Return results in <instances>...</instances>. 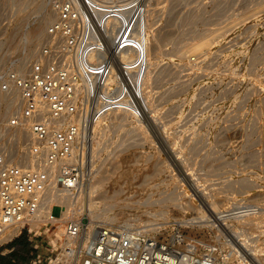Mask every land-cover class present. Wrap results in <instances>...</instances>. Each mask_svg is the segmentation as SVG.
<instances>
[{
	"label": "rangeland",
	"instance_id": "374dc122",
	"mask_svg": "<svg viewBox=\"0 0 264 264\" xmlns=\"http://www.w3.org/2000/svg\"><path fill=\"white\" fill-rule=\"evenodd\" d=\"M55 1L0 0V81L17 64L24 65L19 73L28 71L57 18ZM151 7L152 33L170 22L175 38L160 40L161 50L149 55L157 64L146 83L147 102L142 93L135 101L146 136L138 130L136 145L124 142L137 123L116 119L119 114L94 127L90 176L104 181L92 194L96 216L78 218L133 223L167 238L180 233L199 253L214 247L229 264H264V216L243 228L232 217L264 213V0H155ZM49 12L54 20L36 40ZM205 41L198 55L186 53ZM7 95L0 91V152L19 163L31 159L35 146L9 127L16 110L7 108ZM60 211L54 207L53 215ZM219 212L227 224L216 220ZM64 221L37 228L31 222L0 245V264H57L52 259L63 242L56 232L63 234ZM18 239L23 242L12 249Z\"/></svg>",
	"mask_w": 264,
	"mask_h": 264
},
{
	"label": "built area",
	"instance_id": "2783aa9c",
	"mask_svg": "<svg viewBox=\"0 0 264 264\" xmlns=\"http://www.w3.org/2000/svg\"><path fill=\"white\" fill-rule=\"evenodd\" d=\"M154 1L56 0L57 18L28 71H10L0 81V91L19 94L9 127L38 143L30 150L34 167L0 152V238L33 222L49 193L80 192L93 172L96 121L142 99L135 85L148 69L146 19ZM64 209L52 205L50 224L64 221H55ZM62 235L73 241L66 251L74 264H229L214 247L199 253L180 233L167 238L133 223L69 219Z\"/></svg>",
	"mask_w": 264,
	"mask_h": 264
},
{
	"label": "bare ground",
	"instance_id": "6f19581e",
	"mask_svg": "<svg viewBox=\"0 0 264 264\" xmlns=\"http://www.w3.org/2000/svg\"><path fill=\"white\" fill-rule=\"evenodd\" d=\"M180 0H173L174 3L176 2H179ZM183 1V0H182ZM173 5V4H172ZM53 10V9H52ZM155 10H153L151 8L150 12H149V19L147 20V23H146V28L149 32V35L153 36L151 38L150 36V41H149V45H148V69L146 70V73L143 77V79L140 81V85H139V88L137 87V85H135V88L137 90H139V93L143 94L144 95V98L146 97L145 95V88H146V83L148 82V78L150 79V71H152V67H154L156 64H157V60H152V59H149V55L151 56V54L154 52L157 51V49H160L159 48V44L161 45L162 43H159L160 40H163V41H166V39L170 38L171 37V30H170V27L172 26V24H170V22L167 23V28L165 27L163 30H161L159 32V29H158V33H152V28H153V12ZM55 13V11H52V13ZM56 14V13H55ZM57 16V15H56ZM55 17L54 14H48L47 18L44 19V21L40 24L39 28L37 29L36 28V32L34 34V38H36V40H41V38L43 37V34L45 32V26L51 22H53L52 18ZM173 20V19H172ZM186 21V20H185ZM182 23V22H181ZM49 26V25H48ZM178 27V26H177ZM154 29V28H153ZM156 32V29L154 30ZM153 31V32H154ZM151 33V34H150ZM32 35V34H31ZM211 37V36H210ZM208 37V38H210ZM175 38V37H174ZM173 37H171V39H174ZM35 40V39H34ZM32 41V40H30ZM177 43V42H176ZM175 43V44H176ZM181 43V42H179ZM150 44L152 47H150ZM178 44V43H177ZM210 44V43H209ZM182 45V44H180ZM206 45H208V41L206 42H200V43H197L193 46L190 47L189 50H186V53L189 54V53H193L195 55H198L200 53V51L206 47ZM179 46V44L177 45ZM176 47V46H175ZM183 47V46H181ZM162 48V47H161ZM178 48V47H177ZM161 50V49H160ZM31 54V53H30ZM162 54V53H161ZM156 55H159L156 54ZM154 55V56H156ZM155 59V58H154ZM159 59V57L157 58ZM159 65V64H158ZM23 64L21 65H16V68H17V71L18 72H21V71H24L23 70ZM158 67V66H156ZM155 71V69H154ZM117 74V72H116ZM115 76V75H114ZM137 75L134 76L135 78V81L137 79L136 77ZM112 81V79H111ZM2 92V91H1ZM3 93V92H2ZM7 95V94H6ZM6 100H8V103H7V108L8 109H11V108H15V110L18 109L19 107V94L17 91H14L12 94H8L6 97H5ZM146 102H147V98H145ZM149 101V100H148ZM149 103V102H148ZM13 104V105H12ZM148 105V104H147ZM151 109V108H150ZM16 112V111H15ZM153 112V111H152ZM151 113V112H150ZM115 114H119L120 116H116L115 118L116 119H120L121 120H124V119H129V118H133V122L134 123H137V118L135 117H138L140 112L138 111V108L135 107V106H131L130 108H127V109H124V108H116V109H113L111 111H109L108 113L106 112L99 120L96 121V124H95V128L96 127H99L100 124L104 123V121L110 119L112 117V115H115ZM139 121V119H138ZM140 124V123H139ZM138 123L137 124H134L133 128H137L136 131H133L132 133L130 131H128L127 133H131V135L126 136V140H123L124 142L126 143H129V146L131 145H136V136L138 134V132H140V137L142 138H145L146 136V131L143 128H140V124L139 125ZM104 127V126H103ZM132 128V130H133ZM131 129V128H130ZM97 129H95L96 131ZM139 130V131H138ZM250 130V129H249ZM138 131V132H137ZM24 132V131H23ZM21 133V131H20ZM24 134V137L27 141L31 142V144L33 146H37L38 143L37 141L31 136L30 133H23ZM134 135L135 136V139H134ZM142 135V136H141ZM168 135V134H167ZM172 135V134H171ZM125 137V136H124ZM170 137V136H169ZM94 140V139H93ZM140 141V139H138L137 137V141ZM135 141V142H134ZM142 141V140H141ZM173 142V141H172ZM94 143V142H93ZM135 143V144H134ZM174 143V142H173ZM123 145H126V144H123ZM128 147V146H127ZM8 151V148L7 150ZM11 151V150H10ZM94 151V150H93ZM8 153V152H7ZM10 153V152H9ZM8 153V155L10 156V154ZM13 153V152H12ZM188 155V154H187ZM29 156H24L22 157L20 160H19V163L20 165L24 166V167H31V166H35V156L32 155L30 156L31 159L28 158ZM94 157V156H93ZM14 159V158H13ZM12 159V161H13ZM251 161V160H250ZM93 173V172H92ZM92 173L88 174V177L86 178V181L84 182L83 186H82V189L80 190V192H78L76 195H59V194H54L52 195L51 193H49L45 199L43 200V203L39 209V211L37 212L36 216H35V219L34 221L31 223V228H37L39 226L40 223H51L50 219H49V213L51 212V209H52V205L55 204V203H58V204H62L64 205L65 209H64V212H63V216L61 219H57L55 221H59V220H69V219H76L78 218L79 215H81L82 212L84 213H87L92 219L96 216V212H95V204L94 203V198H92V194L98 190V188H100L103 184V181H104V176H100V177H95V176H90ZM192 176V175H191ZM106 179V178H105ZM235 181V180H234ZM196 183V182H195ZM228 183V182H227ZM229 184V183H228ZM191 186V185H190ZM233 189V188H232ZM203 193V192H202ZM103 195V194H101ZM100 195V198L102 197ZM105 195V194H104ZM173 195V194H172ZM206 196V195H205ZM208 196V195H207ZM84 197H88L87 200H84ZM94 197V196H93ZM112 197V196H110ZM97 198V197H96ZM104 198V196L102 197ZM209 198V197H208ZM113 199V198H112ZM104 200V199H103ZM110 200V199H109ZM112 202V200H111ZM112 205V204H110ZM215 207V203L212 201V207ZM211 207V208H212ZM236 210V209H235ZM240 210V209H238ZM237 210V211H238ZM253 210V209H252ZM213 211V210H212ZM165 211H162L160 212L161 216H164V214L167 213H164ZM211 212V211H210ZM228 212V211H227ZM232 212V211H231ZM243 212V211H241ZM248 212V211H247ZM244 213V212H243ZM234 214V213H233ZM240 214V213H239ZM264 213L263 212H258V213H249V214H240L239 216L238 215H235V216H232L234 218V220H237V221H241V228L245 227V226H248V225H254L256 226L259 222V219L261 218L262 219V216ZM230 215V214H229ZM204 217V216H203ZM216 220L220 223H223L225 222L228 218L221 214L220 212L218 214H216L215 216ZM232 218V219H233ZM80 219V218H79ZM91 219V224L93 222V220ZM205 220V219H204ZM188 222V221H187ZM199 222V221H198ZM54 223V222H53ZM226 223V222H225ZM185 224V223H183ZM189 224V223H188ZM224 224V223H223ZM227 224V223H226ZM225 224V225H226ZM21 232V226H17V227H14L12 229H10L5 235L2 236V238H0V245L4 242V241H7L9 239H11L13 236L19 234ZM241 233V231H240ZM56 236L59 240H61L63 242V249L61 251V253L58 255V257L56 259H52V262H56L57 264H71L72 263V260L70 258V256L68 255L66 249L67 247H70L72 244H73V241L69 238H62V232L59 230L58 232H56ZM249 236V235H248ZM240 237L241 234H240ZM246 237V236H245ZM247 238V237H246ZM240 242H243L244 244L246 243V240L245 239H241L239 240ZM238 241V242H239ZM258 242V241H257ZM256 242V243H257ZM55 243V242H54ZM241 243V245L243 244ZM254 243V242H253ZM239 244V243H238ZM248 247V245L245 244V247ZM252 248V247H251ZM247 250H250V249H247Z\"/></svg>",
	"mask_w": 264,
	"mask_h": 264
},
{
	"label": "crops",
	"instance_id": "0c3cea01",
	"mask_svg": "<svg viewBox=\"0 0 264 264\" xmlns=\"http://www.w3.org/2000/svg\"><path fill=\"white\" fill-rule=\"evenodd\" d=\"M21 242H23V239H18V240H16V244L12 246V249H13L14 246H16V245H17V246L21 245Z\"/></svg>",
	"mask_w": 264,
	"mask_h": 264
}]
</instances>
